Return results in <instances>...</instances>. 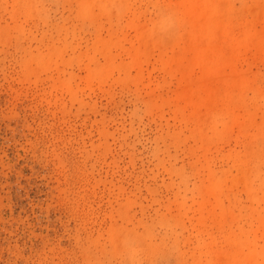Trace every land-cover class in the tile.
Wrapping results in <instances>:
<instances>
[{"label":"rangeland","instance_id":"1","mask_svg":"<svg viewBox=\"0 0 264 264\" xmlns=\"http://www.w3.org/2000/svg\"><path fill=\"white\" fill-rule=\"evenodd\" d=\"M0 264H264V0H0Z\"/></svg>","mask_w":264,"mask_h":264}]
</instances>
